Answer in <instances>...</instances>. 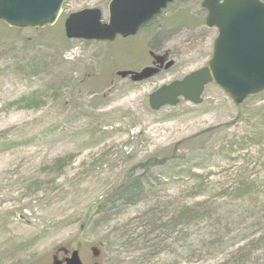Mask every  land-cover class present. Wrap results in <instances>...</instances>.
I'll return each mask as SVG.
<instances>
[{
    "label": "rangeland",
    "instance_id": "rangeland-1",
    "mask_svg": "<svg viewBox=\"0 0 264 264\" xmlns=\"http://www.w3.org/2000/svg\"><path fill=\"white\" fill-rule=\"evenodd\" d=\"M110 1L66 0L50 28L0 24V264H47L58 247L84 264H264V93L237 106L211 84L201 105L152 111V92L207 65L218 31L203 0H176L132 38H66L70 14L99 8L107 21ZM152 56L174 65L132 81L158 68ZM139 177L144 194L117 210L113 193ZM197 203L182 241L183 226L166 223ZM237 206L228 238L211 246L210 209Z\"/></svg>",
    "mask_w": 264,
    "mask_h": 264
},
{
    "label": "water",
    "instance_id": "water-1",
    "mask_svg": "<svg viewBox=\"0 0 264 264\" xmlns=\"http://www.w3.org/2000/svg\"><path fill=\"white\" fill-rule=\"evenodd\" d=\"M65 1L0 0V22L16 29L51 27L59 20ZM173 1L111 0L106 22L100 9L81 10L69 15L65 33L68 39L97 42L135 36ZM202 6L207 11L206 25L218 30L212 57L205 68L152 93L149 105L153 111L176 106L181 98L201 104L205 87L210 83L237 106L264 92V3L261 0H204ZM92 251L99 257L96 248ZM66 264H83L79 252L74 251Z\"/></svg>",
    "mask_w": 264,
    "mask_h": 264
},
{
    "label": "trees",
    "instance_id": "trees-1",
    "mask_svg": "<svg viewBox=\"0 0 264 264\" xmlns=\"http://www.w3.org/2000/svg\"><path fill=\"white\" fill-rule=\"evenodd\" d=\"M261 95L262 94L251 97L250 99L251 100L257 99ZM153 166L154 165L152 163H148V164L145 163L141 168H143L144 172L149 173L150 170L153 168ZM142 179H144V177L143 178L139 177L136 179H129L128 181H125L123 184H121L120 187H118V189L115 190V192L113 193V196L111 197V199H113L111 203L116 205V202L114 200L115 199L118 200L119 204L116 206L117 210L127 208L128 206H131L132 204L136 203V200L140 199V197L144 194L143 187H142L143 186ZM242 188L243 187H241V190ZM235 201L238 202L239 200L235 199ZM231 204H233V202L229 201V203H226V205H228L229 207L231 206ZM101 208H103V206L98 205L96 207L97 212H99ZM202 208H203V205L199 203L192 204V205L184 204L179 214L177 213L178 210H176L175 213L173 211L174 214L171 216V219L166 224L169 225L170 222L173 221V223H176V226H183L184 229L183 228L182 229H183L184 237L182 241H187V237L189 236V233L187 231L188 230L187 226H190V222L186 226L185 224L186 217L189 215H194L195 220H200V216H201L200 211ZM240 211L241 209L239 206L235 208V212L232 215L228 213V211H224L222 209L221 210L210 209L209 214L211 216L212 222L208 226L210 230V236H211L209 242L215 239V242L210 243L211 246L224 243V240L227 239L229 235V229H228L227 222L231 221L233 225H235L234 220H237V217L235 218L234 215L235 213L240 212ZM161 215L162 214L159 213L158 211L157 212L153 211L148 215L150 217V219H148V225L149 227H151L150 229L151 232L153 231L156 232L158 230L159 228L158 225L161 220L159 219V217H161ZM151 216H153L152 219H151ZM154 240H156V238ZM253 242H256V240H254ZM188 246H191V245L188 244ZM184 248L186 249V246H184ZM105 264H113V263L107 260Z\"/></svg>",
    "mask_w": 264,
    "mask_h": 264
},
{
    "label": "flooded vegetation",
    "instance_id": "flooded-vegetation-1",
    "mask_svg": "<svg viewBox=\"0 0 264 264\" xmlns=\"http://www.w3.org/2000/svg\"><path fill=\"white\" fill-rule=\"evenodd\" d=\"M157 18H155L152 22H150L148 25H146L143 29L141 30H145L147 27H149L152 23H154L156 21ZM140 30V31H141ZM139 31V32H140ZM120 39V38H118ZM170 61H168V59L163 56H154V61L153 64H156V66L158 68H165L168 63ZM71 253V249L69 248H64V247H58V249H55V251L52 253V256L50 257V260L47 264H65L64 260L70 256Z\"/></svg>",
    "mask_w": 264,
    "mask_h": 264
}]
</instances>
